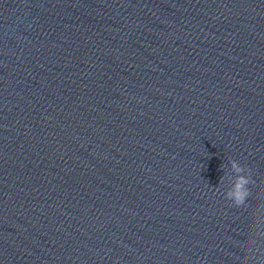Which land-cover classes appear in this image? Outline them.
<instances>
[{"label": "water", "instance_id": "95a60500", "mask_svg": "<svg viewBox=\"0 0 264 264\" xmlns=\"http://www.w3.org/2000/svg\"><path fill=\"white\" fill-rule=\"evenodd\" d=\"M0 264H264V0H0Z\"/></svg>", "mask_w": 264, "mask_h": 264}]
</instances>
